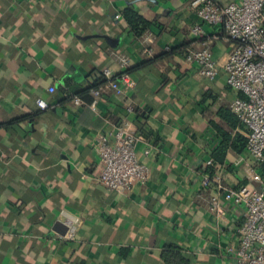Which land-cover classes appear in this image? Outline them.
Masks as SVG:
<instances>
[{
	"label": "crops",
	"instance_id": "crops-1",
	"mask_svg": "<svg viewBox=\"0 0 264 264\" xmlns=\"http://www.w3.org/2000/svg\"><path fill=\"white\" fill-rule=\"evenodd\" d=\"M190 1L0 0V125L27 117L0 127V264H222L241 219L231 205L225 222L209 212L201 178L222 141L212 122L229 129L220 110L231 111L238 93L223 70L211 80L186 63L206 41L221 64L231 48ZM130 3L151 22L142 38L124 21ZM112 52L129 56L136 87L103 95L96 110L84 99L75 105L95 75L122 73ZM117 117L132 122L138 156L152 171L149 182L121 193L97 182L94 148ZM239 156L228 152L223 183L259 190ZM68 216L81 221L71 241L54 230ZM170 247L172 263L164 257Z\"/></svg>",
	"mask_w": 264,
	"mask_h": 264
},
{
	"label": "built area",
	"instance_id": "built-area-1",
	"mask_svg": "<svg viewBox=\"0 0 264 264\" xmlns=\"http://www.w3.org/2000/svg\"><path fill=\"white\" fill-rule=\"evenodd\" d=\"M30 1L40 4L49 0ZM190 7L203 23L222 28V35L231 42L222 64L214 57L210 41L204 42L201 49L190 50L185 61L200 76L211 80L223 70L228 86L238 93L230 109L239 121L237 132L245 137L246 147L236 164L245 169L248 180L258 181L261 186L258 190L246 184L225 185L220 173L222 166L216 164L213 153L205 161L201 184L208 191L209 212L225 222L224 206L231 205L241 219L232 235V244L221 254L222 264H264V0H191ZM192 33L202 39V26L194 25ZM167 51L171 48L167 47ZM145 53L150 55L151 50ZM112 56L122 73L116 80L111 69L101 72L108 82L93 91L96 99L90 106L94 110L98 109L103 95L114 92L120 97L136 87L127 72L131 67L129 56L117 52H112ZM55 90L50 87L49 92ZM73 102L82 104L79 97ZM37 104L42 110L49 108L44 99H39ZM126 112L136 114L132 103L126 106ZM110 125L109 131L99 134L95 142L99 158L96 180L109 192H127L136 183L149 182L152 171L138 156L141 137L128 117H117ZM261 167L263 170L258 173ZM68 217V231L62 238L71 241L76 239L81 221L75 216Z\"/></svg>",
	"mask_w": 264,
	"mask_h": 264
},
{
	"label": "trees",
	"instance_id": "trees-1",
	"mask_svg": "<svg viewBox=\"0 0 264 264\" xmlns=\"http://www.w3.org/2000/svg\"><path fill=\"white\" fill-rule=\"evenodd\" d=\"M122 15L126 25L132 31V33H134L136 37L142 38L149 31L151 27V22L147 20L145 17H143L136 10L134 4L130 3L128 7L123 11ZM169 52L175 53L177 51L176 50L172 51L171 49V51H168V53ZM146 64H149V62H147ZM127 72L130 73L131 69L129 68ZM120 76L121 74L114 77V79L118 80L120 79ZM107 82L108 80L103 75L101 74L95 75L93 77L92 83L87 88L83 89L81 92H78V94L75 97H79L81 101L82 99H84L87 103H89V105H91L93 101L96 99V97L93 94V91L98 90L100 87L104 86ZM220 116L223 119H225L229 129H225L219 124L212 122L213 127L217 130L218 134L222 138L221 143L213 151V158L216 164L223 166L227 161V155L229 151H232L239 155H241L244 152V149L246 147V139L243 135L237 132V129L239 128V121L237 117L229 109L223 108L222 110H220ZM26 119H27L26 116L17 118L8 123L0 125V127L9 128L12 125L18 124ZM174 252L175 251L173 248L171 247L168 248V250L164 254V257L167 262L172 263L173 261L171 260V258H176L177 255L174 254Z\"/></svg>",
	"mask_w": 264,
	"mask_h": 264
},
{
	"label": "water",
	"instance_id": "water-1",
	"mask_svg": "<svg viewBox=\"0 0 264 264\" xmlns=\"http://www.w3.org/2000/svg\"><path fill=\"white\" fill-rule=\"evenodd\" d=\"M54 230L58 234L64 236L67 233V231H68V227H67L66 223L58 222V223L55 224Z\"/></svg>",
	"mask_w": 264,
	"mask_h": 264
}]
</instances>
